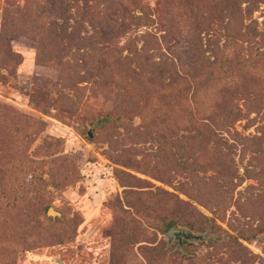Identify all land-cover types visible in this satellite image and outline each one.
Returning a JSON list of instances; mask_svg holds the SVG:
<instances>
[{"label": "rangeland", "instance_id": "obj_1", "mask_svg": "<svg viewBox=\"0 0 264 264\" xmlns=\"http://www.w3.org/2000/svg\"><path fill=\"white\" fill-rule=\"evenodd\" d=\"M10 1L0 0V264H150L153 256L162 259L155 264H264V212L254 214L259 205L264 208V162L260 161L264 99L259 105L250 99L233 102L221 84L204 90L215 111L236 109L240 114L233 121L231 116L226 118L230 123L218 134L225 142L222 151L230 153L237 169L233 199L246 201L248 207L240 216L231 206L223 219L216 220L235 239L205 242V232L178 224L190 239L186 250L175 256L166 234L156 232L144 220L140 224L134 221L131 202L134 190L155 188L188 200L182 192L181 182L186 180L182 163L194 157L203 162L207 159L199 144L194 148L184 137V122L173 113L177 90L161 99L162 109L154 112L156 117L150 119L147 111L148 103L154 100L147 101L149 88L144 76L150 78L155 73L160 82L170 81V57L187 61L191 56L184 42L170 49L173 52L161 44L163 58L157 50L153 54L148 51L160 65L146 67L142 77L134 74L138 63L130 49L134 46L133 27L110 40L104 33L122 30H86V25L77 24L76 19H71L69 28L64 24L51 31L25 30L26 25L8 28L5 16ZM142 1L152 13L153 8L160 9L157 0ZM17 3L20 6L24 0ZM249 7L246 2L236 6V12L242 10L244 24L241 35H232L226 51L249 56L250 65L263 67L264 4ZM90 11L82 13L87 23ZM156 13L151 15L155 21ZM46 20L41 23L46 25ZM172 25L171 30H164ZM171 26L163 27L156 21L136 32L147 30L159 38L164 34L172 44L182 40L188 30H179L173 22ZM92 31L107 56L94 58L92 42L81 39L91 36ZM219 32L221 28L218 30L214 23L208 30L199 31L202 55L209 60L213 59L212 40ZM141 43L136 42L138 48ZM258 52H263L261 58ZM213 144L209 141L204 151H212ZM256 154L260 157L255 158ZM246 168H252L250 175ZM257 172L259 180L252 175ZM37 201L48 204L43 213L33 211ZM191 202L210 216L204 207ZM241 228L255 234L241 238ZM152 245L157 248L150 249Z\"/></svg>", "mask_w": 264, "mask_h": 264}, {"label": "trees", "instance_id": "obj_2", "mask_svg": "<svg viewBox=\"0 0 264 264\" xmlns=\"http://www.w3.org/2000/svg\"><path fill=\"white\" fill-rule=\"evenodd\" d=\"M79 1L80 5L78 4ZM242 2H246L250 6L249 9H252L258 3L264 4V0H157L156 5H159L160 9L153 8V10L157 11L154 16L156 15L158 23H162L163 27H166L167 24L171 26L173 22L180 27L179 30H188L184 32L182 40L176 39L172 44H169L171 40L167 39L164 34L159 38L155 34L147 32V30L140 33L136 32L139 27H145L156 22L154 17H151L155 11L152 13V9L146 7L142 0H88V2L86 0H24V3L20 6L17 0H11L10 4H8L9 8H6V10L8 9V15L5 17L7 19L6 25H9L8 28L13 26L25 28L24 26L26 25L25 30L51 31L57 30V28L60 29L64 24L65 29L69 28L68 23L71 19H76L78 20L77 24L86 25V30H122L121 32L104 33L109 34L110 40L112 36L125 35L126 31L133 27L134 46H131L130 49L132 54H134V60L138 63L134 74L142 77L143 72L148 67H158L160 65L159 60L152 59L153 57L148 54V51L157 50L158 54H161L163 58L164 53L160 50L162 48L161 44L170 50L177 47L178 42H184L185 46L183 47L187 48V52L191 56L187 61H177L179 59L177 56H175L176 58L170 57V63L167 64L170 66V72L172 73L170 81L166 83L160 82L155 73L150 78L144 76L146 78V86L149 88L147 101L154 100L153 103H148L147 111L150 113V119L156 117L155 111L162 109L161 99L178 92L172 105L173 113L178 120L180 118V121L184 122L185 130L187 131L184 137L188 139L190 145L196 148L199 144V149L202 148L201 152L204 154V159L207 157L206 162L194 157L190 161L185 159L182 163L186 179L181 182L182 184L184 183L182 192L188 200H183L177 194L163 188L134 190V203L131 202L132 206H134V221L140 224V220H144L156 232L164 235L171 225L175 224L178 226V224H181L188 225L197 231L205 232L203 238L205 242L215 243L229 237L235 239L232 238L231 233L223 230L216 220L223 219L226 210L231 206L234 207L236 213L240 214V216L242 213L244 215V208L248 207L246 201L242 200L239 203V199H233V193L238 186L237 181L234 180L237 179V169L233 166L230 153L222 151L221 146L225 142L220 141L218 134L221 128H225L230 123L226 118L231 116V121H233L240 114L236 113V109L221 112L215 111L213 104L210 102V96H207L206 92H204L207 87L211 88L216 84H221L222 89L231 93V101L233 102L237 99H244V101L250 99V103L259 105L261 100L264 99V84L262 83L264 79L261 78L264 66L261 67L259 63L250 65L251 58L249 56L244 57L235 53L229 54L226 51V48L231 44L232 35H236V38L241 35L239 30L242 29L244 24V15L240 8L236 12V6L238 7ZM13 5L15 6L14 9H12ZM72 6L75 7L74 9L78 13L77 17L73 16L75 12L72 13ZM71 8L72 10H70ZM87 9H91L88 23L82 15ZM45 19H49L46 20V25L41 23ZM255 22V20L250 22L253 28L254 24H256ZM212 23L218 30L221 28L222 32H219L216 40L215 38L212 40L213 59L209 60L202 55L204 50L202 49L201 33L199 31L208 30ZM172 27L175 26L172 25L170 29L164 28V30H171ZM25 35L28 36L27 34ZM220 36H223L222 42H220ZM81 39L92 42L93 46H91L90 53L94 54V58L96 56L98 58L107 56V53L104 54L102 51V47L97 45L100 41L95 31H92L91 36L86 35L83 38L81 37ZM73 41L78 42L79 40L76 41L74 39ZM138 41L142 42L139 48L136 44ZM2 42L3 38L0 33V51ZM76 49H78V46ZM170 51L173 52V50ZM262 54L263 52H258V57L261 58ZM198 61L201 63L200 68ZM177 63L180 64L181 71H185L184 75L178 71ZM99 64V61L96 62L95 67L98 68ZM251 94L252 96H250ZM229 111L230 114H227ZM216 114L220 116L215 117ZM222 115H224L223 119ZM209 141L214 142V147L212 151L206 152L204 149L208 148ZM189 148L191 149V146ZM258 154H256L255 158L260 157ZM253 156L251 159H255ZM262 157H264V150L262 151ZM262 157L260 161L263 163L264 159ZM258 162V160H255V163ZM262 169L263 167L260 165L259 171ZM199 171L203 175L199 176L197 173ZM245 171L250 175L252 168H246ZM207 172H210V174L206 175ZM259 174L260 172H257V174L252 175H255L254 179L259 180ZM191 201L204 207L210 213V216L201 212ZM162 204L163 208L160 209ZM47 207L48 204L45 205L44 202L37 201L33 211L35 213H43ZM128 207H131V205H128ZM263 209L262 205H259L254 210L255 213H253L264 212ZM248 213H250L249 210ZM261 217H259L260 220ZM241 229L239 234L241 238L255 234L253 231L247 232L243 231V228ZM156 232L151 234L154 235ZM188 237L190 236L186 234L179 238L169 239L167 237V243L168 245L170 244L169 247L175 248V256L181 255L182 252L180 250H186L185 246L189 243L187 242L189 241L188 239H190ZM172 240L176 242H170ZM151 247L150 249L153 250L157 248L156 245ZM183 255H185V252ZM163 258H166V256H163ZM170 258L169 254V260ZM161 260L160 257L155 258L153 256L149 263L155 264Z\"/></svg>", "mask_w": 264, "mask_h": 264}, {"label": "water", "instance_id": "obj_3", "mask_svg": "<svg viewBox=\"0 0 264 264\" xmlns=\"http://www.w3.org/2000/svg\"><path fill=\"white\" fill-rule=\"evenodd\" d=\"M49 212L52 213V209H49ZM165 234L169 239H172L184 236L185 232L184 229L179 228L177 225L173 224L167 229Z\"/></svg>", "mask_w": 264, "mask_h": 264}]
</instances>
